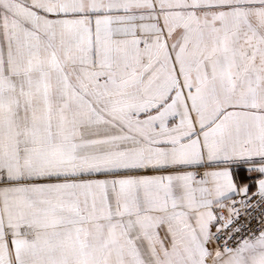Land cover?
Listing matches in <instances>:
<instances>
[{"label": "crops", "instance_id": "0c3cea01", "mask_svg": "<svg viewBox=\"0 0 264 264\" xmlns=\"http://www.w3.org/2000/svg\"><path fill=\"white\" fill-rule=\"evenodd\" d=\"M253 190L264 0H0V264H264Z\"/></svg>", "mask_w": 264, "mask_h": 264}, {"label": "built area", "instance_id": "2783aa9c", "mask_svg": "<svg viewBox=\"0 0 264 264\" xmlns=\"http://www.w3.org/2000/svg\"><path fill=\"white\" fill-rule=\"evenodd\" d=\"M194 179L202 178L194 170ZM231 214L211 232L218 247L234 250L249 239L264 233V190L236 193L230 198Z\"/></svg>", "mask_w": 264, "mask_h": 264}]
</instances>
